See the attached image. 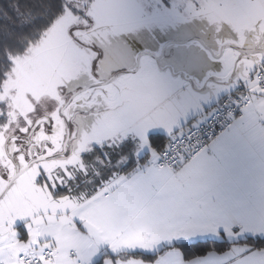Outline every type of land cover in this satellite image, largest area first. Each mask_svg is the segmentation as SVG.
I'll use <instances>...</instances> for the list:
<instances>
[{"label":"crops","instance_id":"obj_1","mask_svg":"<svg viewBox=\"0 0 264 264\" xmlns=\"http://www.w3.org/2000/svg\"><path fill=\"white\" fill-rule=\"evenodd\" d=\"M242 51L260 57L237 59L230 75L219 70L221 79L215 71L186 70L178 63L173 74L152 67L145 84L152 97L139 105L144 116L121 130L126 139H136L143 159L89 195L55 193L59 199L45 200L52 203L49 209L34 200L38 207L28 209V218L0 224V263L13 264L9 253L52 249L53 264H71V250L86 264H264V91L253 87L264 71V43ZM202 63L213 65L207 57ZM239 86L249 90L248 101L233 127L182 161L174 175L154 166L166 144H151L149 135L184 134ZM208 240L226 247L185 258L181 247Z\"/></svg>","mask_w":264,"mask_h":264},{"label":"rangeland","instance_id":"obj_2","mask_svg":"<svg viewBox=\"0 0 264 264\" xmlns=\"http://www.w3.org/2000/svg\"><path fill=\"white\" fill-rule=\"evenodd\" d=\"M66 1L63 16L14 60L0 88V116H5L0 122V224L28 218V209L38 207L34 200L59 199L55 193L69 179L86 173L82 155L92 146L126 139L121 130L143 118L139 105L152 97L145 90L152 67L173 74L178 63L186 70L215 71L221 79L219 70L230 75L237 59L260 57L244 54V46L264 43V0ZM205 57L213 65L202 63ZM75 93V101L89 98V109L82 102L80 110L73 103L66 106ZM73 112L79 134L65 146L66 153L35 162L9 184L15 164L22 168L31 157L17 136L47 118L50 127L39 126L33 141L39 149L47 143L45 157L62 153L66 130L61 115L70 120Z\"/></svg>","mask_w":264,"mask_h":264},{"label":"trees","instance_id":"obj_3","mask_svg":"<svg viewBox=\"0 0 264 264\" xmlns=\"http://www.w3.org/2000/svg\"><path fill=\"white\" fill-rule=\"evenodd\" d=\"M67 8L66 0H0V88L14 60L34 47ZM4 118L5 116H0V122ZM163 139L166 144L167 137L158 134L148 136L151 144L162 142ZM138 148L139 144L134 138L120 140L112 145L103 143L92 146L86 152L87 155H82L86 173L69 179L68 186L56 194L76 195L85 192V195H89L111 177L130 173L143 159L137 157ZM258 243L252 242L253 245ZM225 247L224 242L208 240L181 248L185 258H191L210 250L221 251ZM134 255L142 259L149 257L140 253Z\"/></svg>","mask_w":264,"mask_h":264},{"label":"built area","instance_id":"obj_4","mask_svg":"<svg viewBox=\"0 0 264 264\" xmlns=\"http://www.w3.org/2000/svg\"><path fill=\"white\" fill-rule=\"evenodd\" d=\"M253 87L264 91V71L256 76ZM248 93L247 88L239 86L235 94L225 95L212 105L208 110L207 118L198 126L182 135L170 134L167 137L166 148L161 152L154 166L165 167L174 175L182 161L197 156L223 131L236 124L240 111L247 105ZM7 259L13 264H40L41 262L53 264L55 252L52 249L44 252L25 250L17 255L9 253ZM67 260L71 264H86L78 259L77 250L69 251Z\"/></svg>","mask_w":264,"mask_h":264},{"label":"flooded vegetation","instance_id":"obj_5","mask_svg":"<svg viewBox=\"0 0 264 264\" xmlns=\"http://www.w3.org/2000/svg\"><path fill=\"white\" fill-rule=\"evenodd\" d=\"M130 52V51H129ZM136 56L137 55H139L140 53H138V50L136 49ZM140 57V56H139ZM118 72H121L120 71V69H119V71ZM127 72H131L130 70H127ZM126 73V72H125ZM132 73V72H131ZM113 76V74L111 75V77ZM110 77V78H111ZM113 78V77H112ZM72 96V95H71ZM71 96H70V100H68V102H66L67 103V105L66 106H69V104H71V103H73L74 104V110L75 109H77V110H80V105H81V102L82 103H85V104H88V106H90V103H89V98H87V97H85L83 100H81V102L78 100V101H75L74 99L76 98V95L73 97L72 96V98H71ZM91 99V98H90ZM67 108V107H66ZM65 108V109H66ZM75 114L76 113H74L73 112V115H74V117L72 118V119H70V120H67L66 118H65V116H63V115H61L62 116V120L64 121V125H65V130H66V132H65V139L63 140V142H62V145H61V151H62V146H63V144L65 143V146H67L68 144H70L72 141H75L76 140V138H77V136H78V128H77V126L75 125V124H73L74 123V119H75ZM42 125V124H41ZM41 125H39V126H41ZM38 126V127H39ZM49 127H50V124L48 125ZM82 126H85V124H82ZM37 127V128H38ZM72 127V128H71ZM31 128V127H30ZM37 128L35 129V131L37 130ZM29 131V130H28ZM35 131L32 133V135L30 136V137H28V138H26L27 137V134H28V132H27V134L26 135H23V136H21V135H18L17 137H19V139H20V141H24L23 143L21 142V147L22 148H27L28 149V151L30 152V154H31V157H30V159H29V161L24 165V167H22V168H20L19 167V165H16L15 164V166L14 167H16L17 166V168H18V170H22L23 168H25L29 163H31L32 161H35V160H38L39 158H43V157H45L44 155H43V149H42V147H44L45 146V144H47L46 142H42L41 144H40V149L37 147V145L34 143V141H33V137H34V133H35ZM88 131V130H87ZM51 145V144H50ZM54 155H57L56 156V158L58 157H60V156H62L61 155V152H57V153H55ZM36 162H39V160L38 161H36ZM35 163V162H34ZM34 163H32L31 165H30V167L32 166V165H34Z\"/></svg>","mask_w":264,"mask_h":264},{"label":"water","instance_id":"obj_6","mask_svg":"<svg viewBox=\"0 0 264 264\" xmlns=\"http://www.w3.org/2000/svg\"><path fill=\"white\" fill-rule=\"evenodd\" d=\"M134 52H136V50H134ZM253 52H255V51H247V52H245V53H253ZM138 58H139V55H138ZM137 67V66H136ZM137 69V68H136ZM75 95H76V93H75ZM74 95V96H75ZM73 96V97H74ZM41 124H45V125H49L50 124V122H49V119H47V118H42V119H39V120H37V121H35L34 123H33V125L31 126V128L29 129V131H28V134H27V137L26 138H28V137H30L31 135H32V133L35 131V129L39 126V125H41ZM66 153V150H65V143L63 144V151H62V153H61V155H64ZM56 156L57 155H53V156H50V157H43V158H39L38 160L39 161H42V160H46V159H54V158H56ZM38 160H35V161H32L31 163H29L25 168H23L22 170H18V168H17V166H16V173H15V175L10 179V181H9V184H11L20 174H22L24 171H26L27 170V168H29L30 167V165L32 164V163H34V162H36V161H38ZM4 194V193H3ZM2 196L3 195H1L0 196V199L2 198Z\"/></svg>","mask_w":264,"mask_h":264}]
</instances>
